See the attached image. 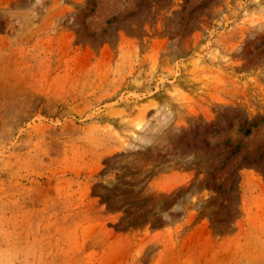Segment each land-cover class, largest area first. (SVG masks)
Listing matches in <instances>:
<instances>
[{"label": "rangeland", "instance_id": "obj_1", "mask_svg": "<svg viewBox=\"0 0 264 264\" xmlns=\"http://www.w3.org/2000/svg\"><path fill=\"white\" fill-rule=\"evenodd\" d=\"M0 264H264V0H0Z\"/></svg>", "mask_w": 264, "mask_h": 264}, {"label": "trees", "instance_id": "obj_2", "mask_svg": "<svg viewBox=\"0 0 264 264\" xmlns=\"http://www.w3.org/2000/svg\"><path fill=\"white\" fill-rule=\"evenodd\" d=\"M254 126V125H253ZM249 133V130L248 129H246L245 131H244V134H248Z\"/></svg>", "mask_w": 264, "mask_h": 264}]
</instances>
